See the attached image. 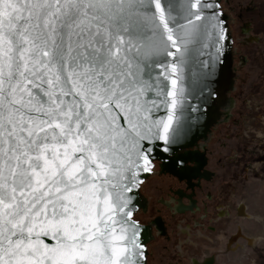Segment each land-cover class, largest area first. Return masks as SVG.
<instances>
[{
    "label": "snow or ice",
    "instance_id": "obj_1",
    "mask_svg": "<svg viewBox=\"0 0 264 264\" xmlns=\"http://www.w3.org/2000/svg\"><path fill=\"white\" fill-rule=\"evenodd\" d=\"M230 40L223 0H0V264H149L139 189Z\"/></svg>",
    "mask_w": 264,
    "mask_h": 264
},
{
    "label": "rangeland",
    "instance_id": "obj_2",
    "mask_svg": "<svg viewBox=\"0 0 264 264\" xmlns=\"http://www.w3.org/2000/svg\"><path fill=\"white\" fill-rule=\"evenodd\" d=\"M223 11L229 18L234 79L230 103L221 110L227 114L208 136H221L212 145L213 160L221 154L222 164L232 163L212 183L220 200L217 213L203 228L180 222L169 251L160 249L162 241L148 243L149 264H193L203 256L215 257L214 264H264V0L224 1ZM152 182L154 177L141 186L147 201ZM240 203L244 217L237 216ZM136 215L145 223L149 209ZM239 229L241 236L232 243Z\"/></svg>",
    "mask_w": 264,
    "mask_h": 264
},
{
    "label": "flooded vegetation",
    "instance_id": "obj_3",
    "mask_svg": "<svg viewBox=\"0 0 264 264\" xmlns=\"http://www.w3.org/2000/svg\"><path fill=\"white\" fill-rule=\"evenodd\" d=\"M224 1L227 2L228 0ZM220 137L207 136L205 140L199 141L197 146L179 152L195 151L201 154L196 157L195 162L184 164V166L191 167L192 169L178 167L175 168L176 175H171L162 172L159 163L156 162L154 174L149 175L144 181L146 182L154 177L146 209V212L149 209L150 217L144 223L151 224L152 239L149 243L162 241L164 244L161 245L160 249L169 251L168 248L174 247L176 244L177 235H179L177 228L180 222H188L192 227L198 226L203 228L204 223L206 221L209 222V216L214 214V211L216 212L215 205L220 200L215 199L218 193L216 195V191L214 190V180L215 178L218 179V173H221V171L223 173L224 168L232 163L230 160L226 165L222 164L224 156H221V154H218L213 160L212 145H214V140H218ZM159 179H162V181ZM149 200H152L154 205H150ZM157 218H160L163 230L157 229ZM212 231H214V228H212ZM238 238L239 234H234L231 242H237ZM196 262L195 264H214L215 257L203 256L200 260L202 263Z\"/></svg>",
    "mask_w": 264,
    "mask_h": 264
},
{
    "label": "water",
    "instance_id": "obj_4",
    "mask_svg": "<svg viewBox=\"0 0 264 264\" xmlns=\"http://www.w3.org/2000/svg\"><path fill=\"white\" fill-rule=\"evenodd\" d=\"M224 18L228 26V15L224 12ZM229 29V28H228ZM230 32V31H229ZM231 35V34H230ZM233 59H232V37L229 43L226 44L224 49L223 66L218 70L216 75V83L214 87L216 89L217 95L210 102V104L203 106V112L197 111L192 113V119L190 121L191 128L188 131L186 138L182 137L178 142L173 145V151L169 153H160V159L157 161L164 173H169L171 175H176L175 168L178 166L174 163L176 158H182L185 163H192L196 161V157L200 156L198 152L187 151L179 153L183 150H189L195 146L201 140H205L209 135L212 127H214L220 121L221 110L224 108L229 101L228 93L232 90L234 73L232 71ZM195 89V83L192 85ZM192 105L197 107V101L192 100ZM180 168L192 169L191 167L184 166ZM148 178V177H147ZM146 178V179H147ZM145 179V180H146ZM144 180V181H145ZM147 209V199L140 192L139 189V204L137 206V211L146 212ZM156 227L159 230H163L162 222L160 218L156 219ZM147 228V232L142 234V239L145 240L146 244L152 239V228L151 224H144Z\"/></svg>",
    "mask_w": 264,
    "mask_h": 264
},
{
    "label": "bare ground",
    "instance_id": "obj_5",
    "mask_svg": "<svg viewBox=\"0 0 264 264\" xmlns=\"http://www.w3.org/2000/svg\"><path fill=\"white\" fill-rule=\"evenodd\" d=\"M229 19V18H228ZM230 100V99H229ZM229 102L230 101H228V103H226L227 105L226 106H228V104H229ZM226 106L224 107V108H222V109H225L226 108ZM220 121H222V113H221V116H220ZM239 206H240V208H239V210H237L238 211V214H237V216H239V217H244L245 216V207H244V205L242 204V203H240L239 204ZM242 210V211H241ZM236 211V212H237ZM239 211H240V213H239ZM236 233H238L239 234V237L241 236V231H240V229H239V231L238 232H236ZM234 236V235H233ZM233 236H232V239H233Z\"/></svg>",
    "mask_w": 264,
    "mask_h": 264
},
{
    "label": "built area",
    "instance_id": "obj_6",
    "mask_svg": "<svg viewBox=\"0 0 264 264\" xmlns=\"http://www.w3.org/2000/svg\"><path fill=\"white\" fill-rule=\"evenodd\" d=\"M230 103V102H229ZM221 113H223V115H222V119H224L225 118V114H227V110H225L224 112H221ZM239 208H240V206H239V204H238V207H236V211L237 210H239ZM242 211V210H241ZM239 213H240V211H239ZM237 214H238V211H237ZM239 215V214H238ZM234 242V241H233ZM204 260H206V259H204ZM204 260H203V262H204ZM197 263V262H196ZM198 263H202V262H198ZM195 264V263H194Z\"/></svg>",
    "mask_w": 264,
    "mask_h": 264
}]
</instances>
